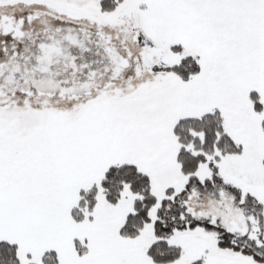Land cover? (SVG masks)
Wrapping results in <instances>:
<instances>
[{"label": "snow or ice", "instance_id": "obj_1", "mask_svg": "<svg viewBox=\"0 0 264 264\" xmlns=\"http://www.w3.org/2000/svg\"><path fill=\"white\" fill-rule=\"evenodd\" d=\"M0 264H264V0H0Z\"/></svg>", "mask_w": 264, "mask_h": 264}]
</instances>
